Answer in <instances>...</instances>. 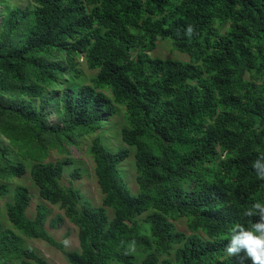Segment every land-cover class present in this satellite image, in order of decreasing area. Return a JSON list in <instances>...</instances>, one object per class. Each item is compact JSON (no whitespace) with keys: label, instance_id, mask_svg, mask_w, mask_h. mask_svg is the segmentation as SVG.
Returning a JSON list of instances; mask_svg holds the SVG:
<instances>
[{"label":"trees","instance_id":"trees-1","mask_svg":"<svg viewBox=\"0 0 264 264\" xmlns=\"http://www.w3.org/2000/svg\"><path fill=\"white\" fill-rule=\"evenodd\" d=\"M161 40L189 58L153 55ZM81 63L96 71L88 80ZM120 111L115 146L104 127ZM91 134L100 205L63 182L73 158L47 161ZM262 152L264 0H0V264H50L27 239L70 264H251L224 249L264 202ZM131 153L136 194L119 168ZM25 175L64 215L29 214ZM65 217L77 249L47 227Z\"/></svg>","mask_w":264,"mask_h":264},{"label":"rangeland","instance_id":"rangeland-1","mask_svg":"<svg viewBox=\"0 0 264 264\" xmlns=\"http://www.w3.org/2000/svg\"><path fill=\"white\" fill-rule=\"evenodd\" d=\"M153 55L159 57H179L182 59H188L187 55H182L178 51L173 48V44L170 40H161L158 41L157 48L152 52ZM83 70V75L81 79L88 78L95 74V70H90L85 63H81L80 66ZM72 83H84L80 82L78 79L68 80L65 86H68ZM68 84V85H67ZM79 84V85H80ZM51 118L56 120V115L54 113L51 114ZM107 124L104 127L106 140L113 143L115 146H119L121 144L120 140V131L121 128L126 124L125 113L119 112L106 120ZM94 137L93 134L89 136H85L81 142L79 143V147L77 150H72L69 153H63L61 156L54 155L53 153L47 158V161H55L59 158H68L71 157L74 159V163L70 164L65 171L63 182L66 184H74L77 187H80L82 190L83 198L86 203L91 205H100L102 194L98 187L94 165L88 148L90 146L91 140ZM104 140V139H103ZM104 142L111 149H116V147H111L104 140ZM34 161L32 159L28 160V165H31ZM135 159L133 153L128 157V159L121 163L119 168L123 177L126 178L129 183L130 189L133 193L138 192L137 184H136V168H135ZM79 167L82 176L79 179L72 180L71 172ZM19 183L25 184L30 187L32 193L31 205L29 207V214L34 216L39 205L45 204L48 208H50L51 212L49 215L50 220L55 218L57 215H64L62 209H60L57 205H53L52 203L42 199L39 195L38 188L32 183L31 179L28 175H25L23 178H19ZM7 198H0V221L3 222L4 214H5V203ZM47 227L50 233L55 237L58 241H63L67 249H77L80 246L79 235H78V227L72 223L67 217L58 224V226H51L49 223ZM178 229L187 230V221L186 219H181L177 222ZM26 242L36 248L41 255H43L50 264H70L67 256L63 252L62 249L50 244L49 242L42 239H27Z\"/></svg>","mask_w":264,"mask_h":264},{"label":"clouds","instance_id":"clouds-1","mask_svg":"<svg viewBox=\"0 0 264 264\" xmlns=\"http://www.w3.org/2000/svg\"><path fill=\"white\" fill-rule=\"evenodd\" d=\"M252 168L259 178L264 179V152L252 162ZM244 214L248 217L255 216L256 220L251 225L236 224L230 229L225 253L228 257L242 253L251 264H264V202H254ZM219 238L223 240L225 237Z\"/></svg>","mask_w":264,"mask_h":264}]
</instances>
